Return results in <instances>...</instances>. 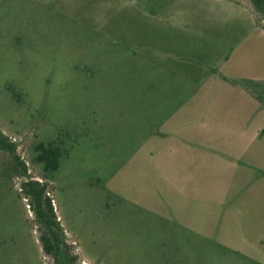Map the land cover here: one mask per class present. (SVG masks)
<instances>
[{
    "label": "rangeland",
    "instance_id": "rangeland-1",
    "mask_svg": "<svg viewBox=\"0 0 264 264\" xmlns=\"http://www.w3.org/2000/svg\"><path fill=\"white\" fill-rule=\"evenodd\" d=\"M197 105L191 120L248 124L217 132L245 134L264 167V141L247 137L264 135V13L251 0H0V133L27 169L0 150L4 264H55L28 181L46 186L76 264H264L262 243L253 262L222 246L244 244L221 241L230 231L157 215L169 179L138 152ZM40 144L61 148L58 171L36 161Z\"/></svg>",
    "mask_w": 264,
    "mask_h": 264
},
{
    "label": "crops",
    "instance_id": "crops-1",
    "mask_svg": "<svg viewBox=\"0 0 264 264\" xmlns=\"http://www.w3.org/2000/svg\"><path fill=\"white\" fill-rule=\"evenodd\" d=\"M242 94L251 101L247 93ZM200 106L176 111L163 128L162 136H154L138 152V161L145 160L154 171L164 170L163 176L169 179V185L156 189L163 197L156 202V209L162 211L157 215L172 224L176 222L174 225L180 230L190 229V224L196 226L204 222L211 226L214 232L210 233L211 236L219 232L222 236L230 231L234 236L221 241L230 243L240 239L244 244L222 246L257 262L256 257L263 253L260 244H264L261 150L245 148L239 138L245 134H232V139L222 142L217 132L219 129H248V124L191 120L192 114L203 110ZM255 130L256 133L247 134L248 145L260 143V146L264 141L260 132L262 126L258 125ZM220 158L226 167L221 173L216 169ZM185 217L190 221H185ZM236 228L238 231H234ZM238 233L241 238L236 236ZM4 255L6 235L0 234V264L5 263Z\"/></svg>",
    "mask_w": 264,
    "mask_h": 264
},
{
    "label": "trees",
    "instance_id": "trees-1",
    "mask_svg": "<svg viewBox=\"0 0 264 264\" xmlns=\"http://www.w3.org/2000/svg\"><path fill=\"white\" fill-rule=\"evenodd\" d=\"M259 11L264 13V0H251ZM0 150L15 156L16 172H21L23 177L27 176V169L23 162L16 157V146L9 142L0 133ZM39 153L36 161L44 165L47 173L58 171L59 160L62 156L61 148L52 144H40L37 147ZM19 168L21 170H19ZM22 194L26 199L31 200L36 221L42 227V235L39 241L44 254L51 257L55 264H76V257H68L64 248L63 230L55 214L53 201L48 196L46 186L38 181H28L22 185Z\"/></svg>",
    "mask_w": 264,
    "mask_h": 264
}]
</instances>
